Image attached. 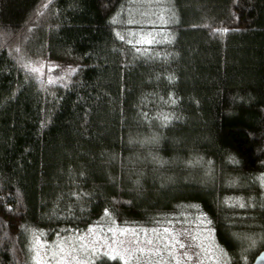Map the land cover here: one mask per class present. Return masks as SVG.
<instances>
[{
	"label": "trees",
	"instance_id": "obj_1",
	"mask_svg": "<svg viewBox=\"0 0 264 264\" xmlns=\"http://www.w3.org/2000/svg\"><path fill=\"white\" fill-rule=\"evenodd\" d=\"M169 1L151 19L137 0H0V264H32L35 236L196 213L246 264L235 234L264 223V0Z\"/></svg>",
	"mask_w": 264,
	"mask_h": 264
},
{
	"label": "rangeland",
	"instance_id": "obj_2",
	"mask_svg": "<svg viewBox=\"0 0 264 264\" xmlns=\"http://www.w3.org/2000/svg\"><path fill=\"white\" fill-rule=\"evenodd\" d=\"M143 1L155 16L162 1ZM149 44L148 39H143ZM41 72L54 73L53 65L39 67ZM259 187L264 202V175L259 177ZM233 188L238 183L229 181ZM235 185V186H234ZM228 197V204L245 206L246 198ZM256 202H251L254 208ZM211 221L204 214H193L179 223H164L159 226H120L106 221L95 224L81 233L57 237L52 241L35 236L31 241L32 264H95L102 256L117 260L119 264H231L223 248L216 243ZM248 229L235 235L244 241L242 253L245 263L264 250V223L246 224ZM167 230V231H166ZM184 245V247H181Z\"/></svg>",
	"mask_w": 264,
	"mask_h": 264
},
{
	"label": "water",
	"instance_id": "obj_3",
	"mask_svg": "<svg viewBox=\"0 0 264 264\" xmlns=\"http://www.w3.org/2000/svg\"><path fill=\"white\" fill-rule=\"evenodd\" d=\"M252 264H264V251H261L256 258L254 259Z\"/></svg>",
	"mask_w": 264,
	"mask_h": 264
},
{
	"label": "snow or ice",
	"instance_id": "obj_4",
	"mask_svg": "<svg viewBox=\"0 0 264 264\" xmlns=\"http://www.w3.org/2000/svg\"><path fill=\"white\" fill-rule=\"evenodd\" d=\"M167 231V230H166ZM181 247H184V245H181Z\"/></svg>",
	"mask_w": 264,
	"mask_h": 264
}]
</instances>
